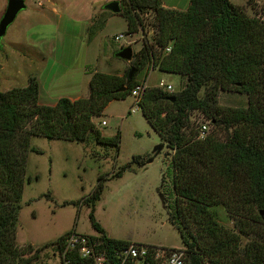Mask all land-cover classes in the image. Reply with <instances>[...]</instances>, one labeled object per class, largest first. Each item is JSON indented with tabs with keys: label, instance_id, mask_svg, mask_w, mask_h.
Here are the masks:
<instances>
[{
	"label": "trees",
	"instance_id": "obj_1",
	"mask_svg": "<svg viewBox=\"0 0 264 264\" xmlns=\"http://www.w3.org/2000/svg\"><path fill=\"white\" fill-rule=\"evenodd\" d=\"M121 6L129 35L145 31L147 15H153L155 30L153 42L145 41L123 75L95 72L87 98L63 97L54 106L40 103L36 77L25 87L0 91V264H30L25 256L35 251L18 242L29 155L40 152L32 139L96 141L119 149L120 133L105 136L93 119L102 117L111 102L131 95L144 82L139 73L152 65L186 78L178 92L149 86L139 106L174 151L177 208L171 221L193 264H264V20L250 17L231 0H191L186 10L166 8L161 0H122ZM102 28L95 23L91 36ZM233 89L249 96L248 106H220V92ZM194 111L207 115L225 135L199 138ZM153 156H135L115 177L145 166ZM103 187L64 205L94 203ZM219 205L227 208L234 229L218 220L214 208ZM92 220L103 248L130 243L109 237L94 215ZM73 231L39 249L60 245Z\"/></svg>",
	"mask_w": 264,
	"mask_h": 264
},
{
	"label": "rangeland",
	"instance_id": "obj_2",
	"mask_svg": "<svg viewBox=\"0 0 264 264\" xmlns=\"http://www.w3.org/2000/svg\"><path fill=\"white\" fill-rule=\"evenodd\" d=\"M8 1L0 0V21ZM51 1L52 4H48V0H25L27 7L18 14L6 35L0 39V91L27 86L29 79L48 65L49 59L55 70L71 71L70 74L68 71L64 74L65 78L72 80L71 73H77V77L67 87L57 86L59 92L55 95L74 91L76 89L71 87L81 83L83 76L80 69L89 54H96L100 49L102 56L118 62L117 53L121 49L132 47L136 54L146 40L153 42V15L145 17L144 32L141 30L130 35L127 33L128 23L121 16L103 30L102 44L89 45L88 34L83 33L81 28L83 23L71 21L79 13L73 17L69 12V0ZM231 1L250 17L264 20V0ZM40 2L46 3L45 7ZM53 7L56 10L50 11L49 8ZM72 23L78 26L75 31L71 29ZM95 23L101 26L102 20H96ZM119 34H125V38L117 41L116 36ZM50 41L52 44H49ZM40 50L48 61L42 60L44 55L40 54ZM120 60L127 64L122 71L125 73L130 62ZM94 64L98 65L97 60H94ZM138 78L148 81L149 86H156L164 80L172 84L174 92L180 91L186 84L185 77L165 73L153 65L149 70L146 68L141 71ZM248 103L249 96L236 89L222 90L219 94L222 107L238 109L248 106ZM93 120L105 136L114 137L120 133L119 149L96 141L77 143L45 137L32 139L31 145L40 152H31L29 155L30 181L25 187L18 228L19 246L28 249L26 245L31 244L35 249L25 256L30 259V264H60L54 246L39 248L71 230L90 236L101 235L93 225V215L109 237L168 247L185 246L178 227L171 221V215L177 208L172 160L174 151L150 125L132 95L111 102L104 115ZM191 120L195 132L200 131L199 126L205 123L209 126L208 134L225 135L224 130L215 126L203 112H192ZM103 121L107 124L103 125ZM162 144L164 147L152 163L134 166L115 177L135 156L149 158L155 155L156 148ZM99 184L104 185L103 191L94 203L64 205L66 202L89 198ZM214 210L222 225L234 229V221L224 205Z\"/></svg>",
	"mask_w": 264,
	"mask_h": 264
},
{
	"label": "crops",
	"instance_id": "obj_3",
	"mask_svg": "<svg viewBox=\"0 0 264 264\" xmlns=\"http://www.w3.org/2000/svg\"><path fill=\"white\" fill-rule=\"evenodd\" d=\"M113 1H119L121 4L122 0H69L67 2V5L69 6V12L73 14V17L76 13H79L78 16H75L76 18H71V21H81L83 23V26L81 27L83 30V33L88 34V44L92 45L99 42L102 44V32L103 30L116 18L121 17L120 13L115 14L112 11L108 10L106 8V5ZM191 0H161L162 4L166 8H172V9H178V10H186L189 7ZM48 4H52L51 0H48ZM43 3V4H42ZM74 3H77V5H72ZM99 3V5H98ZM39 4H42V6L45 7L44 2H40ZM101 4V5H100ZM81 5L82 7L78 6ZM78 6V7H77ZM56 10L55 7L49 8V10ZM57 13V11H56ZM82 14V15H81ZM81 15V16H80ZM123 17V16H122ZM102 20V29L97 31V33L93 36H91V28L96 22V20ZM77 25L74 23L71 24V29L76 30ZM71 34H73V32ZM71 38L72 36L69 35ZM71 39H74L72 37ZM44 42V40H41ZM54 42V41H53ZM49 44H52L50 41ZM54 45V43H53ZM49 50V49H48ZM98 50V49H97ZM40 54L43 56L42 60H47V56H45L44 52L40 50ZM50 56V55H48ZM50 58V57H49ZM118 58V57H117ZM94 60H97L98 65L94 64ZM48 61V60H47ZM90 65V66H89ZM126 62H121L119 59L118 62H114L112 59L105 58L102 56V53L99 49L98 53L96 54H89L87 60L85 61L84 65L80 69L83 79L81 83L75 87L76 90L69 91L67 93H60L59 95H55L59 92L56 88L57 86L60 88L67 87L69 85V82H71L75 77H77L76 72L71 73L72 80H69V78H65L64 75L69 70L61 71L55 70V66H53L49 63L44 68H41L39 73L36 75H33V77H37L38 81L40 82L41 87V93H40V103L54 106L57 104L58 100L63 97H68L72 100H77L80 98H87L90 94V82L92 79V75L95 72H104V73H110V74H119L123 75L122 71L124 70V67L126 66ZM54 67V68H53ZM70 88H67L69 90ZM110 106V105H109ZM108 108V107H107ZM107 110V109H106ZM94 121V120H93ZM63 235V234H62ZM60 235V236H62ZM19 236V235H18ZM59 238V237H58ZM56 238V239H58ZM55 239V240H56Z\"/></svg>",
	"mask_w": 264,
	"mask_h": 264
},
{
	"label": "built area",
	"instance_id": "obj_4",
	"mask_svg": "<svg viewBox=\"0 0 264 264\" xmlns=\"http://www.w3.org/2000/svg\"><path fill=\"white\" fill-rule=\"evenodd\" d=\"M123 38H125V34L116 36L117 41ZM170 50L171 46L166 49V52ZM148 87L149 83L145 81L135 86L131 91L138 107H140L139 104ZM156 87L167 92H174L172 84L166 83L164 80ZM102 124L106 125L107 122L103 121ZM199 129V138H205L209 132V126L203 123ZM103 246L104 242L98 236L80 234L75 230L55 248L60 264H193L191 253L186 246L168 247L130 242L111 251Z\"/></svg>",
	"mask_w": 264,
	"mask_h": 264
},
{
	"label": "water",
	"instance_id": "obj_5",
	"mask_svg": "<svg viewBox=\"0 0 264 264\" xmlns=\"http://www.w3.org/2000/svg\"><path fill=\"white\" fill-rule=\"evenodd\" d=\"M27 7L25 0H9L7 9L0 21V39L6 35L9 26L16 20L18 14ZM106 8L112 11L115 14H119L122 12V6L119 1H113L106 5ZM117 57L123 60L131 62L134 57V52L132 47H125L121 49L117 53ZM134 70L131 72V76L133 75ZM122 90H126L124 87ZM164 144L156 148L155 155L149 159L148 163H152L156 156L161 152ZM264 214V210L262 211Z\"/></svg>",
	"mask_w": 264,
	"mask_h": 264
}]
</instances>
